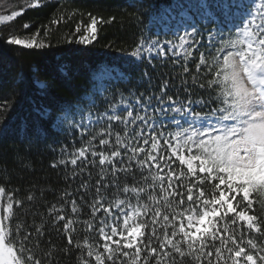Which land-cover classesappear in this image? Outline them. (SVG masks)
Returning <instances> with one entry per match:
<instances>
[{
	"label": "snow or ice",
	"instance_id": "snow-or-ice-1",
	"mask_svg": "<svg viewBox=\"0 0 264 264\" xmlns=\"http://www.w3.org/2000/svg\"><path fill=\"white\" fill-rule=\"evenodd\" d=\"M196 6L202 18L217 27L208 31L211 60L201 52L196 64L197 73L204 67L210 74L198 85L207 98L192 100L189 93L184 101L174 99L167 95L166 81L158 96L141 93L125 98L121 93L116 100L110 88L123 74L113 76L110 68L97 66L91 87L75 103L60 105L55 112L37 109L51 128L68 124L79 130L82 140L88 136L74 151L62 145L63 158L51 167L71 165L75 175L76 169L82 174L91 164L101 173L89 219L79 218L78 201L69 200L68 192L61 197L64 204L48 209L53 225L63 222L67 246L61 251L79 249V264H264V219L255 214L257 194L264 193V0H197ZM21 14L0 16V22ZM98 22L105 21L92 16L79 42L96 38ZM190 27V32L178 36V44L164 42L167 51L158 38H142L129 54L140 59L147 54L151 61L154 55L171 52L187 61L200 44L195 40L199 30L194 24ZM38 34L39 30L31 39L9 36L6 42L44 47L36 41ZM183 71L188 73L186 65ZM35 83L42 93L51 87ZM101 96L103 111L97 108ZM5 108L0 105V111ZM170 114L175 131L166 133L167 125L157 118ZM122 174L133 181L121 183ZM110 188L116 191L107 200ZM81 189L87 195L88 181L81 182ZM34 199L31 193L27 196L28 201ZM23 204L0 186V264H54L53 251L43 256L36 251L45 235L43 221L41 225L15 221L16 209ZM65 205L71 215L65 214ZM77 225L86 233L82 240L74 238Z\"/></svg>",
	"mask_w": 264,
	"mask_h": 264
},
{
	"label": "trees",
	"instance_id": "trees-1",
	"mask_svg": "<svg viewBox=\"0 0 264 264\" xmlns=\"http://www.w3.org/2000/svg\"><path fill=\"white\" fill-rule=\"evenodd\" d=\"M30 1L35 2L0 0V15L22 11L12 21L0 24V105L6 104L5 110L0 111L4 125L0 129V186L24 201L23 206L16 209V222L41 225L43 221L45 235L40 237L38 255L43 256L51 250L55 253L54 264H79V249L68 254L61 251L67 246L63 222L53 225L48 209L53 204L57 207L64 204L61 197L68 192L72 194L69 200L78 201L79 218L89 219V204L101 173L91 164L82 174L76 169L75 175L71 165L51 167L54 161L63 158L62 145H67L69 152L74 151L87 142L88 136L82 140L79 130H73L68 124L59 130L51 128L47 121H42L37 109L47 107L55 112L60 105L75 103L91 87V73L97 66L110 68L113 76L123 74V78L114 80L110 88L116 100L121 93L125 98L141 93L158 96L166 81L167 95L174 99L179 97L184 101L189 93L192 100L207 98L206 91L198 85L210 74L204 67L197 73L198 52L187 61L176 60L168 54L165 59L158 56L151 61L126 58L142 38L155 36L153 28L163 16H176L175 9L183 8L185 0H36V6ZM92 16L105 22H98L96 38L91 43H81L79 38L85 35ZM110 17L115 19L107 22ZM26 23L30 25L28 28L24 27ZM77 25H80L79 32ZM38 30L36 41L44 47L23 48L6 42L9 36L31 39ZM202 45L205 44L202 42ZM185 65L188 73L183 71ZM36 80L47 82L51 87L42 93ZM104 95L113 98L108 93ZM103 99L104 96L97 99V108L101 111ZM75 119H81L79 113ZM104 175L108 177L107 172ZM83 180L88 181L90 191L87 195L81 189ZM120 180L131 183L133 178L122 174ZM115 191V188L108 189L105 198L111 200ZM30 193L36 197L33 201L27 200ZM82 195L83 201L80 200ZM256 208L255 214L264 219L263 201L259 196ZM65 214L71 215L69 205H65ZM77 228L74 238L82 240L86 233L82 226L77 225ZM260 239L257 235L258 242Z\"/></svg>",
	"mask_w": 264,
	"mask_h": 264
},
{
	"label": "rangeland",
	"instance_id": "rangeland-1",
	"mask_svg": "<svg viewBox=\"0 0 264 264\" xmlns=\"http://www.w3.org/2000/svg\"><path fill=\"white\" fill-rule=\"evenodd\" d=\"M31 5L36 6L38 4V2L35 0V2H31ZM197 5V0H185V5L184 7H180L178 6L175 11L176 16H170L168 15L167 17L163 16V20H159L158 22H156L155 27L153 28L155 30V36L153 38H147L145 39L147 40H156L157 38L159 39V41L161 42V44L165 47V50L167 51V45L164 43L165 41H172L175 44H178V36L183 35L185 31H191V27L190 25H195L196 28L199 30L200 35L195 38V40L200 41V44L193 50V53L198 52L200 57V53L202 52V48L204 49V52L206 54V57H208V31L211 30L213 32L217 31V27L216 24L210 22L207 19L202 18V13L200 11V9L196 6ZM16 13H19L17 11H15ZM13 12H9L6 14H1L0 16H10L12 15ZM15 18V17H14ZM13 18V19H14ZM12 19V20H13ZM11 20V21H12ZM10 22V21H8ZM8 22H0V24H4V23H8ZM219 23V21H217V24ZM221 27H223V25H221ZM232 25L229 24L227 26V28H231ZM227 28H225V30H227ZM225 35L227 36V31H225ZM90 37V36H89ZM202 42L205 44L204 46L202 45ZM207 48V50H206ZM214 55L216 54L215 50H213L212 52ZM168 56H171L172 58L179 60V59H184L185 58L183 56H173L171 52H168ZM193 56V54H192ZM191 57H188L187 60H191ZM158 56H153V58H156ZM160 58L165 59L166 56H159ZM126 58H131L135 61H139L141 60L140 58H136V57H132L130 54L126 56ZM145 58H147V54L145 55ZM209 60H211V57H208ZM199 60V59H198ZM215 70V69H213ZM196 111H201L200 107L197 106L196 107ZM170 116L169 117H163V116H159L157 118V122L159 123L160 120H163L164 123L167 125V127L164 129V131L167 132H174L175 131V125L171 123L170 120ZM87 121H85L86 123ZM185 127H187V125H184ZM257 196H259L261 198V200L263 201V209H264V193L262 194H257ZM257 209V208H256ZM264 214V213H263ZM84 234V233H83Z\"/></svg>",
	"mask_w": 264,
	"mask_h": 264
}]
</instances>
